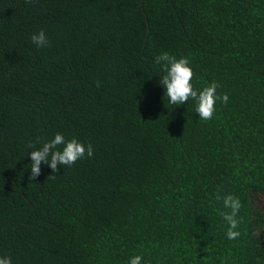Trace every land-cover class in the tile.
Here are the masks:
<instances>
[{"label": "trees", "instance_id": "trees-1", "mask_svg": "<svg viewBox=\"0 0 264 264\" xmlns=\"http://www.w3.org/2000/svg\"><path fill=\"white\" fill-rule=\"evenodd\" d=\"M164 52L189 59L194 89L229 96L211 120L168 102ZM57 133L93 156L30 182L29 153ZM218 194L241 201L236 240ZM135 255L264 264V0H0V256Z\"/></svg>", "mask_w": 264, "mask_h": 264}, {"label": "clouds", "instance_id": "clouds-1", "mask_svg": "<svg viewBox=\"0 0 264 264\" xmlns=\"http://www.w3.org/2000/svg\"><path fill=\"white\" fill-rule=\"evenodd\" d=\"M31 2V0H26ZM31 42L37 48H44L49 45V40L43 30L38 34L31 36ZM156 64L161 66L164 75L160 79V85L165 90V97L172 105H183L190 99L196 104L195 111L199 119L208 121L211 120L215 114V105L219 101L227 104L229 96L225 93L217 94V89L220 85L216 81H212L202 90L194 89L191 81L194 77L193 69L190 67V61L187 58L170 55L167 52L155 57ZM99 87V82H97ZM29 148L35 149L34 143L28 144ZM32 163L31 174L28 176L30 182L35 181L41 175V165H47L55 175L48 176L47 180L55 179V176L60 172L61 166L71 167L77 161L83 159L85 156H93V147L91 144L85 146L76 138L70 141L65 140L60 133L55 134L50 141H44L42 147L33 150L30 153ZM28 154V155H29ZM217 200H222L224 211H220L219 215L229 226L227 229V239L236 240L241 233L237 230L243 218L237 219L242 208L241 201L238 197L228 194L226 196L217 195ZM143 257L135 255L128 264H141ZM0 264H12L10 256H0Z\"/></svg>", "mask_w": 264, "mask_h": 264}]
</instances>
